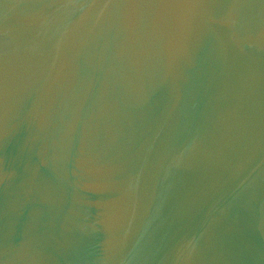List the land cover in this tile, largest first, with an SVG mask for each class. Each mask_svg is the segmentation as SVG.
Instances as JSON below:
<instances>
[{"label": "clouds", "instance_id": "obj_1", "mask_svg": "<svg viewBox=\"0 0 264 264\" xmlns=\"http://www.w3.org/2000/svg\"><path fill=\"white\" fill-rule=\"evenodd\" d=\"M3 13L0 146L23 134L27 162L21 173L19 156L0 158V185L12 189L0 264H55L65 247L40 232L39 210L18 227L33 197L70 200L62 232L87 237L95 264L148 259L141 242L186 174L194 187L154 255L161 264L227 261L217 227L264 185V0H25ZM206 48L225 71L228 104L182 125ZM42 168L56 186L38 184Z\"/></svg>", "mask_w": 264, "mask_h": 264}, {"label": "water", "instance_id": "obj_2", "mask_svg": "<svg viewBox=\"0 0 264 264\" xmlns=\"http://www.w3.org/2000/svg\"><path fill=\"white\" fill-rule=\"evenodd\" d=\"M24 2L25 0H0V26L4 21L3 4ZM225 78L224 69L214 62L212 53L206 48L201 52L197 68L190 73L189 83L186 85L185 104L178 114L182 125L201 123L217 105L227 106L228 100L220 97ZM153 102L155 103V98ZM22 144L23 134L14 144L0 146V158L11 164L13 157L19 156ZM26 162V157L19 156L16 166L21 173ZM195 181L196 177L193 174L181 175L174 179V187L169 193L163 212L141 242L145 250L144 255L149 258L133 261L132 264H161V256L154 255V250L168 230L171 219L183 210L184 200L194 187ZM37 182L41 186H56L58 183L48 168L40 169ZM11 198L12 189L0 185V233L8 223L5 212ZM33 201L36 202H29L23 208V215L18 217V227L22 228L31 219L30 214L34 210H39L40 232L55 236L65 244L61 251L53 252L57 257L55 264H95L94 256L89 253L87 237L79 232H62L61 224L71 209L70 200L63 207L39 202L37 197H33ZM262 218H264V185H257L251 194H246L241 201L234 204L230 213L217 227V243L229 255V259L222 264H264V233L258 228ZM54 243L53 241V245ZM0 259L7 258L0 256Z\"/></svg>", "mask_w": 264, "mask_h": 264}]
</instances>
